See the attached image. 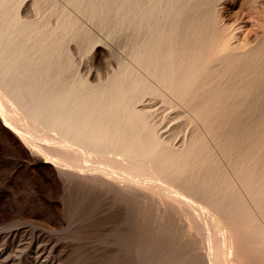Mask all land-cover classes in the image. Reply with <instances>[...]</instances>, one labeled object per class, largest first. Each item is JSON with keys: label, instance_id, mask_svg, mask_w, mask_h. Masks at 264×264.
Here are the masks:
<instances>
[{"label": "bare ground", "instance_id": "6f19581e", "mask_svg": "<svg viewBox=\"0 0 264 264\" xmlns=\"http://www.w3.org/2000/svg\"><path fill=\"white\" fill-rule=\"evenodd\" d=\"M65 1L122 42L126 59L96 83L76 76L64 41L87 45L89 33L53 1L33 0L39 16L28 19L18 13L22 0H0V94L12 96L27 127L57 132L76 168L91 153L103 165L96 177L161 217L183 219L184 232L204 221L209 264H222L227 242L245 260L229 223L243 224L264 252V0ZM47 10L57 13L54 25ZM247 24L262 30L242 32ZM147 98L178 107L185 123L175 136L160 126L163 105L156 120ZM10 120L3 125L20 134ZM39 240L0 233V263L21 264L30 243L27 264H56L42 258Z\"/></svg>", "mask_w": 264, "mask_h": 264}, {"label": "rangeland", "instance_id": "374dc122", "mask_svg": "<svg viewBox=\"0 0 264 264\" xmlns=\"http://www.w3.org/2000/svg\"><path fill=\"white\" fill-rule=\"evenodd\" d=\"M48 1H53L59 9H64L74 18L75 23H78L76 25L90 35L87 45H81L71 38L64 41V48L72 62L73 74L96 83L117 68L118 60L126 59L122 42L106 37V33L96 22L86 18L65 0ZM18 13L28 19L39 16L33 0H22ZM41 15L46 22L49 21L52 25L57 23V13L53 14L47 10ZM250 20L252 19L249 18L247 23ZM248 26L249 24L244 29L248 28L249 31L248 29L244 31L243 28L240 31L250 33L252 28L257 31L254 33H259L262 30L252 25ZM238 31L236 34L240 36L242 32ZM6 95L0 96L2 103L0 106V233L14 231L25 240H31L37 235L40 239L39 246L45 247L43 250L45 257L42 258L47 256L48 259L54 258L56 264H209V259L204 253L208 248L206 245L202 247L201 241V239L206 240L202 225L204 221L201 222L198 217L195 222L189 221L192 232L189 234L184 232L186 223H183V219L179 220L173 214L165 216L166 218L161 217L155 214L156 211L152 206H146L142 201L140 203L135 196H131V193L122 192L104 178L102 180V177H96L97 171L100 173L98 169L103 165L96 161L91 153H86L88 155L85 154V158L80 161L82 165L76 168L74 162H70V159L64 156L62 151L65 143L59 138V134L54 130L52 132L46 128L43 130L42 126L33 127L35 129L27 127L30 126L27 118L21 116L22 113L12 96ZM148 99L146 101L149 103L151 100ZM151 99L150 107L153 113L155 112L154 116L159 117V111L160 117L163 115L160 126L163 125L162 129H165L164 135L171 136L178 128L181 129L179 121L183 122V117L175 115V111H179L178 107L177 110H174L176 107L170 110L163 103L159 104V99ZM5 105L10 109L4 107ZM159 106L160 108L162 106L163 111ZM168 110L172 112H170L171 116L176 118L170 115L167 116L170 119L167 118ZM260 111L261 109L259 114ZM3 116L11 119L12 122L18 120L14 125L15 131L20 134L12 133L3 125ZM15 117H20L22 122ZM158 117L155 119L157 120ZM164 118L165 121L169 119L170 122L165 124ZM25 121L28 125L24 124ZM26 127L30 129L29 132ZM168 129L169 132L173 129V132L169 133ZM25 136H27L26 140ZM60 157L66 158L64 161H67V164ZM93 158L94 164H92ZM44 159L50 160L54 165L44 162ZM78 169L82 173L75 172ZM123 193H126L125 196ZM202 219L205 220L203 216ZM229 225L235 230L239 241L236 251L241 252L245 260L242 263L237 262L235 253L228 248L227 242L223 243L225 254L222 257V264H264V252L257 250L253 245L251 238L253 234L249 233L240 222ZM221 232L223 234L221 233L220 237L224 235V230L222 229ZM30 246L29 243V247L25 250L26 254ZM26 254L21 259V264H27L29 257Z\"/></svg>", "mask_w": 264, "mask_h": 264}]
</instances>
